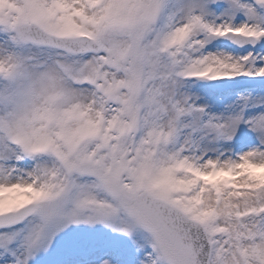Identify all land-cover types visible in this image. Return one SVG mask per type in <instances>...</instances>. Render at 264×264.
Segmentation results:
<instances>
[{
	"label": "snow or ice",
	"instance_id": "6c2138e0",
	"mask_svg": "<svg viewBox=\"0 0 264 264\" xmlns=\"http://www.w3.org/2000/svg\"><path fill=\"white\" fill-rule=\"evenodd\" d=\"M0 264H264V0H0Z\"/></svg>",
	"mask_w": 264,
	"mask_h": 264
}]
</instances>
